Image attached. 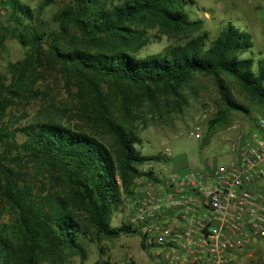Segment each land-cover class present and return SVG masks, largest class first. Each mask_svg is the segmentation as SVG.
<instances>
[{"label": "trees", "instance_id": "obj_1", "mask_svg": "<svg viewBox=\"0 0 264 264\" xmlns=\"http://www.w3.org/2000/svg\"><path fill=\"white\" fill-rule=\"evenodd\" d=\"M50 2L35 13L21 0H0V49L11 38L23 50L7 64L9 79L0 76V204L10 213L0 222V264L84 259V241L137 232L110 220L138 175L136 165L159 160L137 148L135 113L145 103H175L189 80L204 74L221 88V77H229L264 113V59L243 57L252 48L249 34L230 22L215 38L197 33L156 54H139L152 30L168 38L198 31L199 21L183 12V3L194 0H65L52 16L56 30L40 18ZM51 69L69 97L62 106L50 93ZM32 102L39 110L18 124L28 113L17 117L12 109ZM224 104L247 111L228 94Z\"/></svg>", "mask_w": 264, "mask_h": 264}, {"label": "rangeland", "instance_id": "obj_2", "mask_svg": "<svg viewBox=\"0 0 264 264\" xmlns=\"http://www.w3.org/2000/svg\"><path fill=\"white\" fill-rule=\"evenodd\" d=\"M35 13L37 7L47 0H21ZM51 1L45 6L40 18L50 30H56L52 16L65 4V0ZM183 12L191 21H199V30L192 35H179L174 38L157 36L155 30L150 31V43L140 50V55L156 54L168 45H175L186 41L197 33L205 32L208 39L215 38L218 32L228 22L234 27L249 34L252 48L243 57H253L254 61L264 59V0H194V3H183ZM5 11L0 3V25L4 22ZM23 57V50L11 38H7L5 48L0 49V76L9 79L7 64ZM53 90L50 93L57 106L69 102L61 82L57 81L55 70L48 71ZM221 88L210 75L196 74L182 88L174 103L170 98L157 100L154 104L145 103L137 109L134 122L141 138V145L137 146L144 156H159V160L146 161L136 165L138 175L132 180L127 191L121 192L123 203L111 216L110 225L119 227L127 225V218L134 207L135 200L145 191L150 177L148 172L166 175L172 170L186 171L200 170L204 167H221L234 158L233 147L238 132L246 131L253 117L261 113L259 106L243 92L229 77L223 76ZM224 94L242 105L247 111L226 110ZM40 103L32 102L25 108V104H17L12 112L20 117L28 113L18 124H25L39 110ZM211 110L210 118L201 121V130L194 135H188L195 121L203 110ZM25 108V110H24ZM25 111V112H24ZM224 114L222 121L210 126L209 121ZM234 126V128H232ZM187 133V134H186ZM108 141V138L105 139ZM170 151V157H164L165 149ZM0 146V151H1ZM166 159V160H165ZM166 165V166H165ZM31 167V164H27ZM164 167H166L164 169ZM36 177V176H34ZM38 177V176H37ZM0 204V222H7L10 213L3 210ZM142 235L137 232L124 233L114 239H99L95 242L84 241L85 258L69 256L66 262L57 264H96L100 261L109 264H159L158 248L144 249L141 245ZM263 251L255 252L250 257L238 258L233 264H264ZM40 264H49L42 262Z\"/></svg>", "mask_w": 264, "mask_h": 264}, {"label": "built area", "instance_id": "obj_3", "mask_svg": "<svg viewBox=\"0 0 264 264\" xmlns=\"http://www.w3.org/2000/svg\"><path fill=\"white\" fill-rule=\"evenodd\" d=\"M210 115L206 107L188 135ZM233 153L221 167L152 173L145 181L127 225L141 233L144 249H159V264H233L263 251L264 113L238 132Z\"/></svg>", "mask_w": 264, "mask_h": 264}]
</instances>
